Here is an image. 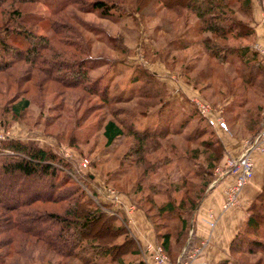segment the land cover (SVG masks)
<instances>
[{
    "label": "trees",
    "instance_id": "obj_1",
    "mask_svg": "<svg viewBox=\"0 0 264 264\" xmlns=\"http://www.w3.org/2000/svg\"><path fill=\"white\" fill-rule=\"evenodd\" d=\"M134 2L135 9L124 5L126 0H55L48 15L62 17L66 8L74 7L81 11L97 12L102 18L118 20L123 12L139 10L144 4L161 5L166 12L178 17L180 11H188L202 24L201 32L207 34L201 45L208 55L219 59V53H223V61L237 63L236 67L233 65V69L242 91L247 90L246 94L256 92L264 98V64L256 53L250 50L249 45L229 48L217 42L224 41L228 35L232 38L252 35L246 24H241L234 18L240 9L249 7V0ZM33 3L47 5V0H0V87L20 88L25 80L23 74L15 75V67L23 64L30 72L26 82H37V88L46 83L56 84V80L62 79L67 87L80 85L88 94L95 91L91 94H98L104 105L109 104L112 100L108 102L111 96L105 81L101 77L94 81L89 79L87 65L94 63V60L88 59L78 35H73V40L68 41L70 35H66L65 30L71 34L73 32L55 25L50 28L52 37L37 35L34 31L40 21L27 16V13H21L18 7ZM10 69L14 71L10 72ZM130 76L125 83L127 87L119 93L121 97L118 95V100L127 102L133 99V94L130 97L129 93L139 82L138 79L145 77L143 85H140L143 90H138L136 97L146 99L151 96L159 104L162 103V97L158 91H154L150 82L149 87H145L150 78L149 73L143 69H134ZM57 84L64 87L63 82ZM234 88L235 85H232L229 90ZM234 106L240 108L241 105ZM27 107L28 101L20 98L10 105V111L17 116ZM193 112L184 115L177 122L166 119V125L162 123L139 129L133 123L138 121L136 116L142 118L144 113L135 115L123 111L119 119L120 126L113 120L106 121L102 126V137L106 146L125 136L124 131L130 137L131 145L126 153L132 158L137 172L133 182L134 190L126 196L129 203L142 212L151 228L154 242L164 250L170 262L184 259L195 245L194 215L212 189V171L224 154L223 145L216 132L199 116L195 108ZM250 116L244 120V125H249L244 127L245 131L251 133L255 129L254 134H257L263 126L264 115L261 114L256 120ZM161 140L166 141V155L170 161H173L176 153L173 143L175 140L194 146L191 153L193 159L192 155L189 158L182 155L177 157L187 167L183 176H191L188 177L190 179L183 177L182 184L172 191L167 188L159 189L154 184L148 185L146 189L149 195L144 200L148 208L145 209L144 202L140 204L141 199L137 196L144 191V178L154 168L145 158L149 152L156 151L159 147L157 141ZM0 144V264H23L21 261L31 264L33 257L23 251L22 247L35 249L36 246L50 250L62 260H75L78 264H122L123 257H131L133 261L130 264H145L141 261L139 247L129 235L128 229L116 220L117 217L103 211L110 206L93 205L83 190L68 177V165L56 155L43 148L12 140ZM199 155L203 156V160H198ZM194 178H200L202 184L199 192L192 197L188 195L191 186L185 188L184 185L187 182L192 185ZM20 182L22 186L45 191L26 194ZM182 189L185 190V198L175 202L170 193ZM160 191L166 199L157 204L153 198L161 194ZM47 206H55L60 212L49 210ZM151 211L154 212L150 214ZM162 217L168 219L162 227L163 231L154 221ZM119 238H122L121 241L115 243ZM256 254L260 257L256 264H264L261 259L264 255V183L245 209V216L228 244L225 259L216 264H229L233 255Z\"/></svg>",
    "mask_w": 264,
    "mask_h": 264
},
{
    "label": "rangeland",
    "instance_id": "obj_2",
    "mask_svg": "<svg viewBox=\"0 0 264 264\" xmlns=\"http://www.w3.org/2000/svg\"><path fill=\"white\" fill-rule=\"evenodd\" d=\"M54 3L55 0H47V5L33 3L21 4L18 7L21 13H27V16L40 21L37 22L34 31L39 36L52 37L53 32L50 28L53 25L66 27L73 32L71 34L65 30V34L70 35L68 41L73 40V35H78L88 59L94 60V63L87 65L89 79L94 81L101 77L107 84L111 96L108 102L110 100L115 102L111 101L104 105L98 94H91L95 91L92 90L93 92L90 91L88 94L80 85L67 87L62 79L56 80V84L46 83L37 88V82L36 84L33 80L26 82L30 72L27 66L20 64L19 67H15L17 70L15 75L23 74L25 83L20 88L0 87V143L12 140L43 148L56 155L68 165L69 168L66 169L68 177L83 190L92 204L99 207L109 205L110 208H102L103 211L108 215L118 216L116 220L124 227H126L125 219L121 217L119 209L115 211L112 209V205L107 201L106 192L111 191L116 194L118 201L126 199L129 202L127 196L134 190L133 182L136 179L137 169L132 164V158L126 153L131 140L124 129L125 136L115 139L109 146L104 144L102 126L106 121L113 120L120 126L119 119L122 117V112L129 111L135 115L144 113L142 118L136 116L138 121L133 123L139 129L162 123L166 125V119L177 122L191 111L194 113V108L197 111L196 102H202L224 123L226 131H220L226 137L237 141L245 139V143H249L258 134H254L255 129L251 133L245 131L244 120L249 119L250 115L255 120L257 117L260 118L261 114L264 115V98L256 92L246 94L247 90L242 91L233 69L238 65L237 63L229 64L227 60L223 61V53H219V59L208 55L201 45L207 34L201 32L202 24L190 12L182 10L178 13L180 14L178 17L166 12L161 5L144 4L139 10L133 11L134 13L123 12L118 20L102 18L97 12L81 11L74 7L66 8L62 17H51L48 14ZM134 3V0H126L124 5L135 9ZM234 18L241 24H246L251 29L252 35L237 38L228 35L224 41L217 42L229 48L249 45L250 50L255 52L264 64L259 53L264 51L260 40L264 39V0H249V7L240 9L235 13ZM134 69H143L150 74L145 87L147 89L150 82V86L162 97L161 104L151 96L146 99L136 97L138 90H143L140 85H143L142 81L146 79L145 77L138 79L139 82L129 93L130 97L133 94V99L127 102L118 100V95L121 97L119 93L127 87L125 83ZM13 71L14 69H10V72ZM62 82L64 87L57 84ZM232 85H235V88L230 91ZM15 89L18 92H15ZM250 91L254 90L250 89ZM20 98L28 101V107L14 116L11 114L10 105ZM235 104H240V108H236ZM209 127L214 131L219 130ZM157 143L159 147L156 151L146 154L145 159L152 163L154 168L152 173L144 178L142 185L144 191L137 196L141 199L140 204L144 202L145 209L148 208V204L144 201L149 195L146 189L148 185L154 184L159 189L167 188L172 191L182 184L183 174L187 169L184 166L185 162L177 157L182 155L189 158L192 155L193 159L192 144L175 140L173 143L176 153L173 155V161H170L166 155V141L161 140ZM166 160H169V163H166ZM198 160H203V156L199 155ZM230 160L232 159H226L224 163ZM84 161L86 165L82 168L80 163ZM218 169H221V166L217 165L212 171L217 174L214 176L212 174L211 185L216 183L215 177L218 172L225 170L222 168L218 171ZM190 176L187 174L184 178L190 179L188 178ZM200 180L194 178L192 185L188 182L184 185L185 188H188V185L192 187L189 188L188 195L193 197L197 191L199 192L202 184ZM19 184L22 186L21 182ZM22 187L26 194L45 191L31 186ZM184 191L182 189L170 194L174 201L178 202L185 198ZM165 199L166 196L161 193L154 196L153 201L158 204ZM237 203L238 197L236 204L230 209H233ZM46 208L60 212L55 206ZM153 212L151 211L150 214ZM221 212L225 211L221 210ZM167 220L164 217L154 219L161 227V231ZM170 224L169 226L173 225ZM121 239L119 238L115 243H119ZM151 243L157 245L154 239ZM22 249L27 254L30 253L35 260L32 259L31 264H57V262L78 264L75 260H62L50 250L39 246L35 249L29 247ZM204 249L198 257L204 254ZM223 256L221 260L225 259L226 253ZM262 257L264 261V255ZM258 258H260L258 254L233 255L229 264H256ZM132 261L131 257L122 258V264H130ZM21 262L25 264L24 261Z\"/></svg>",
    "mask_w": 264,
    "mask_h": 264
},
{
    "label": "crops",
    "instance_id": "obj_3",
    "mask_svg": "<svg viewBox=\"0 0 264 264\" xmlns=\"http://www.w3.org/2000/svg\"><path fill=\"white\" fill-rule=\"evenodd\" d=\"M260 40L263 43L261 46H264V39L262 38ZM215 132L224 149L223 157L218 164L222 169L224 168V161L226 159L236 158L243 152L244 142L246 140L242 139L237 141L234 138L226 137L221 131L219 132V130H215ZM250 159L253 163L252 178L241 189L238 195V203L233 209L225 212H221L220 210L224 189L230 186L234 180L232 175H225L219 179H217L218 176L215 177L217 179L216 183L213 184L211 191L195 212L193 229L196 243L200 240L207 239L204 254L196 258V262L215 264L217 261L221 260V258H224L223 255L227 251L228 244L244 218L245 209L263 185L264 154L251 152ZM221 169H218V171ZM212 174L214 176L217 173ZM119 211L121 217L128 220L127 227L130 235L141 247L143 244L153 241L151 228L141 211L130 205L126 199H119ZM210 215L215 220V225L211 230L207 225L208 216ZM142 250L143 248L139 247L141 261L145 258ZM144 262L145 264H151L147 258Z\"/></svg>",
    "mask_w": 264,
    "mask_h": 264
},
{
    "label": "built area",
    "instance_id": "obj_4",
    "mask_svg": "<svg viewBox=\"0 0 264 264\" xmlns=\"http://www.w3.org/2000/svg\"><path fill=\"white\" fill-rule=\"evenodd\" d=\"M263 60H264V51H259ZM197 112L199 115L205 119L206 123L219 130L226 131L224 123L216 118L211 112L210 108L202 103L196 102ZM251 152H258L260 154H264V122L261 130L254 137L253 140L249 143L244 142L243 152L236 158L230 161H226L224 163V171L218 172L217 179L220 177H224L225 175H232L234 180L233 183L228 186L224 191V199L221 204V210L227 211L231 207L236 204L237 197L241 191V189L248 183V181L252 178L253 174V163L250 159ZM86 165L85 161L80 163V166L84 168ZM216 179V181H217ZM107 201L112 205V209H119V201L117 195L111 191H107ZM118 217V216H117ZM126 227L128 225V220H125ZM215 225L214 218L210 215L208 219V227L211 230ZM135 242H137L134 239ZM140 248H143V253L145 258H143V262L146 258L150 261L151 264H206L204 262H196V258L200 254L201 251L207 245V239L200 240L197 242L193 248L187 253L184 259H177L174 262H170L168 256L164 252V250L159 246L153 243H145L142 247L137 244ZM145 263V262H144Z\"/></svg>",
    "mask_w": 264,
    "mask_h": 264
}]
</instances>
